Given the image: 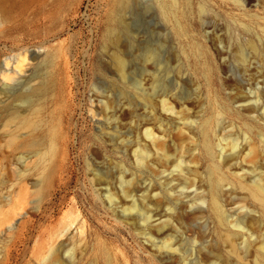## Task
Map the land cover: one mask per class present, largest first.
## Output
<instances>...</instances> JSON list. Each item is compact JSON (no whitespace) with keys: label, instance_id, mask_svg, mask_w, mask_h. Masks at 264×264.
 I'll return each mask as SVG.
<instances>
[{"label":"rangeland","instance_id":"1","mask_svg":"<svg viewBox=\"0 0 264 264\" xmlns=\"http://www.w3.org/2000/svg\"><path fill=\"white\" fill-rule=\"evenodd\" d=\"M121 1L0 0V264H47L53 255L66 264L68 252L78 264H102L97 250L104 244L118 249V264H166L144 232L154 234L149 229L154 213L167 208V236L177 241L185 264H240L224 240L227 229L208 208L212 164L199 125L208 120L209 139L224 170L245 162L249 166L242 168L260 173L264 184V119L240 118L233 100L264 93V0H179L174 14L163 11L162 0H126L118 13L127 33L115 25ZM246 43L256 53L247 50L241 65L237 54ZM24 50L27 64L15 73ZM117 55L125 61L123 74ZM3 71L10 81L1 80ZM45 73L48 90L31 116L38 136L33 138L47 141L50 126L63 132L56 139L51 184L38 193L41 169L23 146L26 129L15 111L21 93ZM164 93L178 115L162 118ZM261 101L264 106V97ZM192 119L198 127L191 138L168 146L174 162L157 155L144 137V128L157 131L162 124L175 139L178 126ZM235 141L237 147H230ZM144 145L154 161L150 167L137 154ZM180 160L195 164V189L177 185ZM93 173L106 181L99 193ZM121 177L130 179L128 198L136 206L121 195ZM148 186L167 194L153 200ZM218 199L229 230L240 233L233 237L235 246L246 251L250 264H264L260 205L234 182L221 185ZM239 219L240 229L233 225Z\"/></svg>","mask_w":264,"mask_h":264},{"label":"bare ground","instance_id":"2","mask_svg":"<svg viewBox=\"0 0 264 264\" xmlns=\"http://www.w3.org/2000/svg\"><path fill=\"white\" fill-rule=\"evenodd\" d=\"M125 1L126 0L121 1L122 5H119L118 7H116L117 12L114 13V15L118 16V18L116 19V23H115L117 27V31L118 32L122 31L123 33H127L128 28L125 22L123 21V19L119 17L118 12L122 10V7L124 8ZM166 2L168 5L166 4ZM178 3H179V0H162L160 2L163 11L168 13V10H169L172 14L176 12ZM261 30H264L263 26ZM114 31L115 29H113V32ZM111 34H112V31L111 33L109 31L110 36ZM247 50L251 52L253 51L254 53H256V47L253 44L246 43L245 45H243L239 49L238 54H237V60L241 63V65L244 64L245 61L247 60V56H246ZM27 54L28 53L26 50L19 53L18 63L14 67L15 73L16 72L19 73L23 71L22 67H24L27 64L26 62ZM115 63H116L117 71L120 74H123L125 72L124 59L121 56L117 55L115 57ZM250 68L251 67H249L248 69L251 70ZM260 76L258 77L261 78L262 76L261 77ZM11 77L12 76H10V74L8 76V74L5 73V71H3L1 80H3V82H5V80L10 81ZM40 77H41V80L36 86L30 89H27L23 93H21V95L19 96V99H20L19 107L20 108H18L15 111V113L20 115V117L22 118V122H21L22 128L26 129V139L23 141V144H24L23 146H25L26 148H29L30 152L34 153V155L36 156L35 168L41 169L40 177H42V181L40 182V184H37L39 188L36 189V191L38 193L40 192L43 193L45 192V189H47L51 184L52 176L54 174V167H55L54 157L58 149L56 139L58 136L62 134L61 131L63 132V130L61 128V131H60L58 128L54 126H50L47 128V132L45 134L47 141H45V139L36 140L35 138H33V137H38V136H34L35 130L33 129V127L35 125V120H33L31 116L32 115L34 116V114L39 110V107L36 105L37 101H40L39 97L45 95V93L48 90L47 82L49 79H48L47 73L43 74ZM261 80H262L261 82H263L264 78H262ZM138 85L142 89V83L140 82L138 83ZM3 86L7 87L8 85L6 83H3ZM263 97H264L263 92L261 93L252 92L249 95L234 96L233 100L236 104V107H237L236 112H238L239 117L242 119L251 120V121L258 120V119H264V106L261 103L262 102L261 98ZM159 103H160V107L162 108L161 109L162 112L165 114L164 115L165 117H162L163 119L167 117L170 118V116L172 115L179 114V111L178 112L175 111V106L171 101V96L170 95L168 96L167 93H164L163 97L159 100ZM99 108L102 111V107H99ZM182 108L184 111H188V108L186 106H183ZM160 119H161V116H160ZM196 122L197 121L194 119L188 120L187 122L186 121L182 122L181 123L182 125L178 126L177 128V130H179V133H178V137H176L175 139L173 136L170 135V133H168V130L165 129L162 126V124H159L157 126V131H154L153 128L151 127L144 128L143 134H144V137L151 143L157 155H159L162 159H166V160L171 156L172 158L171 160L172 162H174L177 160V158L174 157V155H170L168 146H173V145L175 146L176 144H178L176 143V141L178 140L183 141L186 138H191V135L195 133L198 127V125L197 127H195ZM200 126H201V136L203 139V149L212 164V169H210L211 172L206 177V183L208 187V190H207L208 208L212 211V213L217 218L219 226H222L225 229H227V233L225 234L224 240L225 242L229 243L231 247V252L234 254L236 259L239 261L240 264H250L249 263L250 261H248L246 257V251L243 250V248H240V249L237 248L235 244L233 243V237L239 235L240 233H238L237 231L229 230L231 229L230 223H229L230 221L227 220L226 215L221 207V204L218 199V192L221 189V185H223L224 182H229L231 184L234 182V184H236L242 191L247 192L260 205V207L264 211V184L261 182V178H259L261 174L242 168L243 166L244 167L249 166L245 162L236 163V164L230 163L227 165L228 169L224 170L223 169L224 164L216 160L218 158V155L213 147L212 140L209 139L208 120H204V122L200 124L199 127ZM229 146L236 148L237 142L235 141ZM222 149H225V147H222L220 152L223 151ZM137 154L139 156V161L142 164H145V167H150L153 165L154 161L150 160L151 153L149 152V149L146 145H144L142 149L140 148L137 151ZM229 157L234 158L236 157V155H232L228 157L226 156V159H228ZM221 160L224 161L223 159ZM176 167H178L177 185H181L183 188L189 185V187L191 186L195 189V186H197V182H198V178L196 177L195 164H191V161L186 162L184 160H180L177 162ZM232 167L239 168L242 170L232 171L231 169ZM91 180H92V183H94L95 185H98V187L96 188L95 185L93 184L94 189L97 192L99 190H104L107 188L106 186L102 185L106 183L105 179L101 177H97L94 174L91 177ZM121 182L124 185L121 195L126 200H129L131 206L133 205L136 206L134 201H132L131 198L130 199L128 198V196L131 197L130 196L131 195L130 179H125L121 177ZM25 187L23 188V190L25 189ZM147 190L150 192V196L153 200L156 198L159 199L160 198L159 196H165L167 194L165 189L156 191L155 189L148 186ZM111 194L112 193H110V195ZM198 197L200 198L201 202L203 203L205 202V196H203L202 193H199ZM129 209H131V207L127 206L126 210H129ZM198 210L201 211L203 209H201L200 207ZM154 215H155L154 217L155 223H153V225L149 227V229H154V234L151 233L150 231L144 232L146 237L149 240H151L155 245V248L153 249L154 250L153 253L155 255H159L160 261L162 263L171 264L173 260L172 258L175 256L176 258H178L179 264H185V261H184L185 257L183 254H180L179 252L180 247L179 245H176L177 241L173 242L172 240L168 238L169 236H167L168 235L167 232L171 229V225L169 222L171 218L170 209L168 208L165 209V213L156 212L154 213ZM165 215L166 217L164 218ZM144 217L147 218L149 216L145 214ZM240 223H241V220L239 219L237 222L233 223V225L238 227V229H240L243 227L242 225H241L242 227L240 226ZM98 244L100 245V243ZM103 244H104V241H103ZM117 250L111 247H107L105 246V244L101 246L100 248H98L97 251H98V254L100 255L102 264H118L117 263V260H118ZM260 250L262 253V256H261L262 260H264V244L260 246ZM73 253L68 252V258L66 260V264L67 263L68 264H78V260L76 259ZM257 258H256V261H257ZM47 264H64V263L58 261V259L55 258L53 255V257H51L47 261Z\"/></svg>","mask_w":264,"mask_h":264}]
</instances>
